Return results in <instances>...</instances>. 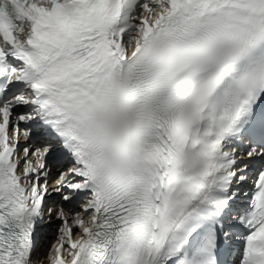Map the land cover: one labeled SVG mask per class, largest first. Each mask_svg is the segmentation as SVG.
Here are the masks:
<instances>
[{
	"label": "snow or ice",
	"instance_id": "1",
	"mask_svg": "<svg viewBox=\"0 0 264 264\" xmlns=\"http://www.w3.org/2000/svg\"><path fill=\"white\" fill-rule=\"evenodd\" d=\"M46 222L48 264H264V0H0V264Z\"/></svg>",
	"mask_w": 264,
	"mask_h": 264
},
{
	"label": "bare ground",
	"instance_id": "2",
	"mask_svg": "<svg viewBox=\"0 0 264 264\" xmlns=\"http://www.w3.org/2000/svg\"><path fill=\"white\" fill-rule=\"evenodd\" d=\"M31 159L34 160L35 157H32ZM33 163L35 164V162H33ZM46 219H47V217H46ZM53 223H55V221H53ZM50 230H52V225L51 224L48 225V232L45 233L47 235V237L45 239H43V240H39V246L36 249L35 253L33 254L34 259L37 258V257L40 258L41 264H48V261L46 259V252L47 251L45 249L48 247V246H46L48 241L51 240V238L53 236V234L51 233Z\"/></svg>",
	"mask_w": 264,
	"mask_h": 264
}]
</instances>
